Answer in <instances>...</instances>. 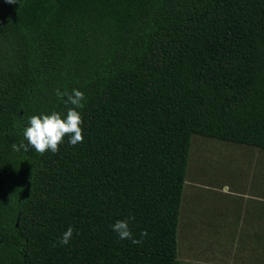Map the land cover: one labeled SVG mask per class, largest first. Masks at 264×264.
I'll use <instances>...</instances> for the list:
<instances>
[{
    "label": "trees",
    "instance_id": "obj_1",
    "mask_svg": "<svg viewBox=\"0 0 264 264\" xmlns=\"http://www.w3.org/2000/svg\"><path fill=\"white\" fill-rule=\"evenodd\" d=\"M73 89L83 142L13 151ZM192 135L264 149V0H0V264H182Z\"/></svg>",
    "mask_w": 264,
    "mask_h": 264
},
{
    "label": "rangeland",
    "instance_id": "obj_2",
    "mask_svg": "<svg viewBox=\"0 0 264 264\" xmlns=\"http://www.w3.org/2000/svg\"><path fill=\"white\" fill-rule=\"evenodd\" d=\"M247 148L246 146L222 142L219 140L192 135L188 164L185 175L183 198L181 201L180 217L177 229V259L182 264H217L221 256L214 252L211 245L204 244L209 238L208 225H205V200L209 196L200 194L198 189L204 187H228L229 183L250 181L253 174L251 155H243L233 150ZM255 151V148H248ZM205 193V192H204ZM215 205L223 214L225 211L232 214V205H227V197L215 192ZM202 199L198 220L193 211L192 202ZM210 205H214L211 199ZM203 212V213H202ZM230 228V226H229ZM211 239V238H210Z\"/></svg>",
    "mask_w": 264,
    "mask_h": 264
},
{
    "label": "crops",
    "instance_id": "obj_3",
    "mask_svg": "<svg viewBox=\"0 0 264 264\" xmlns=\"http://www.w3.org/2000/svg\"><path fill=\"white\" fill-rule=\"evenodd\" d=\"M240 148L233 151L244 156L251 155L249 163L253 162L255 171L249 182L241 183L239 180L229 183L228 187L216 185L204 187V191L198 189L200 194L209 196L205 200V205H208L204 208L209 238L204 244L211 245L214 252L221 256L217 264H264V149L251 151L248 148L253 147ZM216 191L227 197L226 206L232 205L231 215L226 211L221 214L217 210ZM211 199L213 206L210 205ZM201 201L197 199L192 202L197 220Z\"/></svg>",
    "mask_w": 264,
    "mask_h": 264
},
{
    "label": "clouds",
    "instance_id": "obj_4",
    "mask_svg": "<svg viewBox=\"0 0 264 264\" xmlns=\"http://www.w3.org/2000/svg\"><path fill=\"white\" fill-rule=\"evenodd\" d=\"M9 4H14L15 0H6ZM58 97H67L65 103L71 104L72 107L68 109L66 117L62 118L58 112L51 114L33 115L29 118L28 125L23 130L24 139L27 141L19 144H12V149L15 152L27 153L30 149L35 152L44 154L46 151H51L53 154L59 151L60 144L63 143L64 137L67 135L69 143L72 146L83 142V118L80 109L84 108L83 101L85 95L82 91L73 89L71 94L67 91L61 93L57 90ZM134 217H128L124 220L116 221L111 227L112 231L116 233L121 240H131L133 244H140L143 242V237L148 233L143 231L140 233V238H134L130 228V222ZM74 229L69 227L62 235L59 243L61 245H68Z\"/></svg>",
    "mask_w": 264,
    "mask_h": 264
}]
</instances>
